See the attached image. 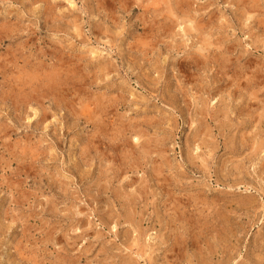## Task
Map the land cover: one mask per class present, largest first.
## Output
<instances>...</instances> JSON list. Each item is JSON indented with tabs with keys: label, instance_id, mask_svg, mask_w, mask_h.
<instances>
[{
	"label": "rangeland",
	"instance_id": "obj_1",
	"mask_svg": "<svg viewBox=\"0 0 264 264\" xmlns=\"http://www.w3.org/2000/svg\"><path fill=\"white\" fill-rule=\"evenodd\" d=\"M0 264H264V0H0Z\"/></svg>",
	"mask_w": 264,
	"mask_h": 264
}]
</instances>
